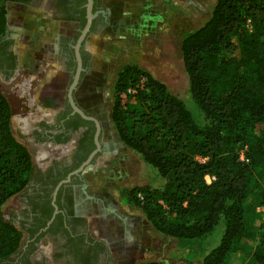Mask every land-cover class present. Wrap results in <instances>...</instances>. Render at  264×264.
Listing matches in <instances>:
<instances>
[{"label":"trees","instance_id":"obj_1","mask_svg":"<svg viewBox=\"0 0 264 264\" xmlns=\"http://www.w3.org/2000/svg\"><path fill=\"white\" fill-rule=\"evenodd\" d=\"M5 13L0 0V23ZM179 50L191 105L135 63L122 65L111 85L118 138L163 180L122 196L161 235L194 241L218 228L220 235L199 261L134 264H227L234 247L248 246L244 264H264V212L256 210L264 203V0H214ZM11 115L0 91V264L22 238L2 206L26 187L34 167ZM206 175L214 178L207 183ZM255 212L262 215L258 230L246 222Z\"/></svg>","mask_w":264,"mask_h":264},{"label":"rangeland","instance_id":"obj_2","mask_svg":"<svg viewBox=\"0 0 264 264\" xmlns=\"http://www.w3.org/2000/svg\"><path fill=\"white\" fill-rule=\"evenodd\" d=\"M213 1L104 0L110 23L87 36V70L81 76L74 97L85 110L101 119L100 140L105 148L82 173L89 196L77 190L75 210L88 218L92 231L107 240L113 264L149 260L166 263L199 261L218 242L220 228L205 239L194 241L161 235L146 221L140 209L122 196L123 189L139 185L159 187L163 180L154 168L143 163L118 138L111 122L110 99L111 85L120 67L135 63L188 101L187 75L179 43L186 33L205 21ZM6 6L8 21L12 25L21 24L25 31L38 34L40 39L38 41L33 35L37 38L36 43L29 47L24 41L19 43L20 65L26 66L20 70L19 79H15V82L0 80V91L11 107L13 131L33 152L24 137L27 122L54 110L52 106L43 104L54 92L57 99L53 100L59 104L64 102L68 76L60 71L55 61L48 63L47 52L45 59L35 60L33 57L35 47L41 46L39 43L43 40L50 43L56 32L51 29L46 15L12 3ZM18 15L22 16L20 23L17 21ZM57 24L60 30L64 29V23ZM39 49L42 50L41 47ZM16 200L17 196L14 195L3 204L5 218L15 207ZM261 220L260 213L249 214L247 226L258 230ZM252 250V246L234 247L228 255L227 264L249 262Z\"/></svg>","mask_w":264,"mask_h":264},{"label":"flooded vegetation","instance_id":"obj_3","mask_svg":"<svg viewBox=\"0 0 264 264\" xmlns=\"http://www.w3.org/2000/svg\"><path fill=\"white\" fill-rule=\"evenodd\" d=\"M8 3L38 10L46 15L51 29L56 32L50 43L44 40L39 43L42 50L35 47V51H31L35 60L45 59L47 52L48 63L55 61L60 71L68 76V82L62 104L53 100L57 99L54 92L43 103L54 110L27 122L24 137L33 149V152L28 150L34 167L26 187L15 195V207L7 214V219L21 230L22 240L17 252L3 264H113L107 240L92 231L88 218L75 210L76 191L81 190L85 196H89L82 173L86 166L95 162V156L105 147L100 140L101 119L78 104L74 91L87 70V36L110 23L109 10L104 0H92L91 12L94 15L78 45L82 70L72 91L76 105L100 123L97 146L95 123L74 111L67 95L77 68L75 45L87 21L86 0H4L5 8ZM61 22L64 23L63 30L57 24ZM33 35L39 37L38 34L25 31L21 24L12 25L8 21L6 8L5 20L0 23L1 81L15 82V79H19L20 70L26 68L20 65L19 43L24 41L27 47L35 45L38 37ZM93 151L90 161L80 171L73 172ZM68 177L67 181H63Z\"/></svg>","mask_w":264,"mask_h":264},{"label":"water","instance_id":"obj_4","mask_svg":"<svg viewBox=\"0 0 264 264\" xmlns=\"http://www.w3.org/2000/svg\"><path fill=\"white\" fill-rule=\"evenodd\" d=\"M86 12H87V21H86V24H85V27L83 28V30L81 31V34L79 35L78 37V40H77V44L75 45V52H76V57H77V68H76V72L74 73L73 75V79L71 81V83L69 84V87H68V90H67V95H68V100L73 108L74 111H76L79 115H81L83 118L85 119H89V120H92L94 123H95V127H96V130H95V144L97 146H99V143L97 141V137H98V134H99V131H100V123L99 121L92 115H87L81 108H79L76 103L74 102L73 100V97H72V91L73 89L76 87L78 81H79V76H80V71L82 70V67H81V63H80V57H79V54H78V45L80 43V41L83 39V37L85 36L87 30H88V27H89V24H90V21H91V18L93 17V13L91 12V7H92V0H86ZM94 151L88 156V158L79 166V168H77L75 171L73 172H78L80 171L84 165H86L92 155H93ZM69 179V177L67 179H64L63 181H67Z\"/></svg>","mask_w":264,"mask_h":264},{"label":"built area","instance_id":"obj_5","mask_svg":"<svg viewBox=\"0 0 264 264\" xmlns=\"http://www.w3.org/2000/svg\"><path fill=\"white\" fill-rule=\"evenodd\" d=\"M241 158H243L242 153H241ZM200 159H201V161H204V160H205V158H200ZM213 178H214V177H213V176H210V175H206V176H205V180H206L207 183H209ZM256 210L259 211V212H261V213H263V212H264V203L261 204V205H259V206L256 208Z\"/></svg>","mask_w":264,"mask_h":264},{"label":"crops","instance_id":"obj_6","mask_svg":"<svg viewBox=\"0 0 264 264\" xmlns=\"http://www.w3.org/2000/svg\"><path fill=\"white\" fill-rule=\"evenodd\" d=\"M24 17V16H23ZM22 20V16L21 15H18V18H17V21L20 23Z\"/></svg>","mask_w":264,"mask_h":264}]
</instances>
